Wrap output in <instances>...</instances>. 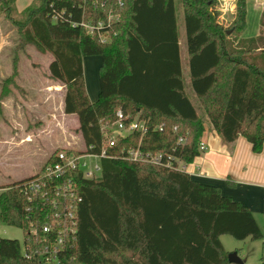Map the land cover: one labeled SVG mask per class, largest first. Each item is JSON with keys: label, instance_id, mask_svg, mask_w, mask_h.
Returning <instances> with one entry per match:
<instances>
[{"label": "trees", "instance_id": "16d2710c", "mask_svg": "<svg viewBox=\"0 0 264 264\" xmlns=\"http://www.w3.org/2000/svg\"><path fill=\"white\" fill-rule=\"evenodd\" d=\"M14 2L0 0V15L15 25L22 44L52 56L49 76L64 85L63 112L76 115L86 149L99 151L100 124L113 120L117 109L147 124L144 134L120 138L110 149L113 156L100 159L99 176L87 179L77 173L82 196L77 239L58 263L50 264H228L221 235L263 237L244 204L191 177L176 160L154 164L119 154L122 148L139 147L186 165L201 152L205 124L184 89L175 0H32L21 19L14 15ZM179 2L190 85L204 113L224 143L243 136L259 152L264 140V6L258 35L243 37L246 0H236L227 26L218 20L219 0ZM113 14L116 18L108 21ZM99 20L106 40L83 25ZM87 55L102 60L95 101L84 81ZM54 151L34 175L0 187V220L23 234L31 204L21 188ZM0 264L46 263L22 256L19 240L0 237Z\"/></svg>", "mask_w": 264, "mask_h": 264}, {"label": "rangeland", "instance_id": "374dc122", "mask_svg": "<svg viewBox=\"0 0 264 264\" xmlns=\"http://www.w3.org/2000/svg\"><path fill=\"white\" fill-rule=\"evenodd\" d=\"M30 4L32 0H15L14 15L21 19ZM175 5L184 89L205 127H208L210 122L190 85L183 11L179 0H175ZM261 11L262 5L257 0H246L243 37L258 35ZM115 16L113 14L109 18ZM218 20L227 26L231 16L228 13L226 18ZM51 59L49 53L40 52L33 45L22 44L15 25L0 15V135L11 134L15 138L17 127L28 131L32 140L15 146V155L3 156L0 161L1 184L34 175L44 165L47 155L55 149L84 148L81 133L77 131L76 115L63 112L64 85L49 76L48 65ZM101 61L100 55L83 57L86 90L90 100L94 97L91 101H95L98 96ZM15 120L19 124H15ZM0 237L15 238L23 243L21 228L6 225L1 220ZM224 238L229 240L228 247L242 244V240L230 235ZM260 243L264 245L262 239Z\"/></svg>", "mask_w": 264, "mask_h": 264}, {"label": "built area", "instance_id": "2783aa9c", "mask_svg": "<svg viewBox=\"0 0 264 264\" xmlns=\"http://www.w3.org/2000/svg\"><path fill=\"white\" fill-rule=\"evenodd\" d=\"M262 7L264 0H261ZM236 0H219L217 10L224 19L227 14L234 13ZM108 16V21L112 18ZM116 18V16L114 17ZM103 21L85 22L83 25L89 33L97 32L102 40L107 37L99 33ZM161 129V126L158 127ZM175 129V127H173ZM102 141L98 152L88 149L69 147L55 149L52 159L35 177L28 180L21 188L27 201L31 204L27 210L30 214L28 230L23 234L20 243L21 254L25 258L41 263H58L64 251L77 239L78 208L82 196L78 191L77 173L87 179L96 178L101 173L100 159L112 157L110 152L120 138L133 132L141 135L147 131L146 121L135 116L129 118L120 109L115 112L113 120H105L100 124ZM183 141L179 138L178 142ZM199 141V149H204ZM129 160H139L154 164L170 165L176 160L178 168L186 170L180 160L162 152L142 151L139 147L122 148L119 152ZM27 214V215H28Z\"/></svg>", "mask_w": 264, "mask_h": 264}, {"label": "crops", "instance_id": "0c3cea01", "mask_svg": "<svg viewBox=\"0 0 264 264\" xmlns=\"http://www.w3.org/2000/svg\"><path fill=\"white\" fill-rule=\"evenodd\" d=\"M257 1L259 4L262 3L261 0ZM93 98L92 96L91 100ZM15 124H19L18 120H15ZM30 138L31 135H28V131L17 127L15 128V138L11 134L0 135V161L3 160V156L15 155V146L31 142ZM200 140L205 148L186 166L187 172L191 177L201 182L216 185L222 194L244 204L251 211L262 231L263 243L264 140L259 152L253 151L251 143L243 136H238L232 144H226L211 124L205 127ZM51 153L47 155V159ZM5 184L0 183V187ZM224 236H220V241L225 250L236 251L237 256L241 259V263L228 262V264H264V245H261V239L247 238L242 240V244L229 245L228 247L229 240L223 239Z\"/></svg>", "mask_w": 264, "mask_h": 264}, {"label": "water", "instance_id": "95a60500", "mask_svg": "<svg viewBox=\"0 0 264 264\" xmlns=\"http://www.w3.org/2000/svg\"><path fill=\"white\" fill-rule=\"evenodd\" d=\"M227 257H228V262L241 263V259L237 256L236 251L228 252Z\"/></svg>", "mask_w": 264, "mask_h": 264}]
</instances>
